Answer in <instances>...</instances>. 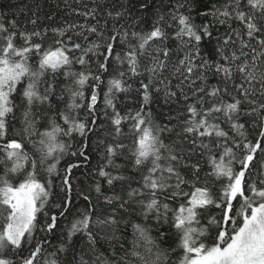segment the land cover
Wrapping results in <instances>:
<instances>
[{
	"label": "snow or ice",
	"instance_id": "1",
	"mask_svg": "<svg viewBox=\"0 0 264 264\" xmlns=\"http://www.w3.org/2000/svg\"><path fill=\"white\" fill-rule=\"evenodd\" d=\"M0 264H264V0L0 3Z\"/></svg>",
	"mask_w": 264,
	"mask_h": 264
},
{
	"label": "trees",
	"instance_id": "2",
	"mask_svg": "<svg viewBox=\"0 0 264 264\" xmlns=\"http://www.w3.org/2000/svg\"><path fill=\"white\" fill-rule=\"evenodd\" d=\"M27 2H28V0H0V3H5V4L11 3V4H13V5L17 6V7H19L23 3H27ZM97 159H98V157L91 160L90 163H91V165L93 167L96 165ZM87 168H88V165L85 164V165H83L81 170H78V171L74 170V171H76V175L79 176L80 175V171H87Z\"/></svg>",
	"mask_w": 264,
	"mask_h": 264
}]
</instances>
